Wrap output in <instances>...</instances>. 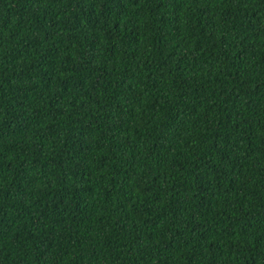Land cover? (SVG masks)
Instances as JSON below:
<instances>
[{
	"label": "trees",
	"instance_id": "16d2710c",
	"mask_svg": "<svg viewBox=\"0 0 264 264\" xmlns=\"http://www.w3.org/2000/svg\"><path fill=\"white\" fill-rule=\"evenodd\" d=\"M0 264H264V0H0Z\"/></svg>",
	"mask_w": 264,
	"mask_h": 264
}]
</instances>
